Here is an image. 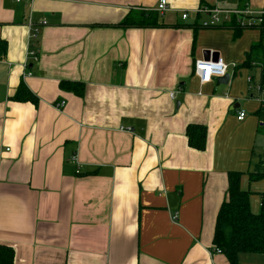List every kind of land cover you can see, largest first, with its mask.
<instances>
[{"label": "crops", "instance_id": "crops-1", "mask_svg": "<svg viewBox=\"0 0 264 264\" xmlns=\"http://www.w3.org/2000/svg\"><path fill=\"white\" fill-rule=\"evenodd\" d=\"M167 1L162 26L123 28L158 0H0V245L13 264H230L212 242L227 173L252 212L264 195V30L204 26L197 9L264 0ZM216 53L229 81L201 83L194 63ZM21 83L35 103L13 98ZM189 124L205 126L204 149Z\"/></svg>", "mask_w": 264, "mask_h": 264}, {"label": "trees", "instance_id": "trees-1", "mask_svg": "<svg viewBox=\"0 0 264 264\" xmlns=\"http://www.w3.org/2000/svg\"><path fill=\"white\" fill-rule=\"evenodd\" d=\"M160 14L154 10L129 11L119 23L120 27L154 28L163 24L159 22ZM231 25L240 28L235 16ZM264 30V25L260 26ZM254 47V46H253ZM256 47H260L257 45ZM250 56V55H249ZM253 60L247 63L252 66ZM261 67V79L264 80V57L258 64ZM75 83L60 82L63 89L72 87ZM19 101L36 102V96L21 83L14 96ZM187 142L190 147L202 150L205 147L206 128L200 124H189L186 128ZM264 175V174H262ZM241 173H227V189L215 219L213 245L219 247L230 264H238V254L243 252L264 253V195L260 210L254 213L250 209L249 192L240 187ZM14 250L10 246L0 245V264H13Z\"/></svg>", "mask_w": 264, "mask_h": 264}, {"label": "built area", "instance_id": "built-area-1", "mask_svg": "<svg viewBox=\"0 0 264 264\" xmlns=\"http://www.w3.org/2000/svg\"><path fill=\"white\" fill-rule=\"evenodd\" d=\"M20 1V0H16ZM225 2V0H221ZM169 9L167 0H158L155 10L159 14H163ZM197 12L206 13L210 15L209 21L203 22L204 26L215 25L221 23L222 21L228 20L230 16H235L237 21L242 26H253V25H264V8L263 9H254L249 5H245L242 8H227L220 7L219 5H214L213 7L202 6L197 9ZM181 17L185 19L187 17L186 12H182ZM37 28H34L33 33H31V38L35 39L37 37ZM36 50H30L29 55L34 59L37 58ZM227 65L220 57L210 56L208 59H200L194 63V72L199 77L201 83H207L212 80L213 77L223 76L226 73ZM248 80L251 81V77H248ZM254 88L258 92H264V80L260 79L255 82ZM170 97L174 98V92L170 93ZM261 110L264 112V98L260 100ZM64 101L59 103V106L63 105ZM246 112L244 109H239L237 111L236 118L238 120L244 119ZM129 129V128H128ZM264 172V168H263ZM176 217V214L173 218ZM213 251L216 253H222V250L219 247L213 248Z\"/></svg>", "mask_w": 264, "mask_h": 264}, {"label": "water", "instance_id": "water-1", "mask_svg": "<svg viewBox=\"0 0 264 264\" xmlns=\"http://www.w3.org/2000/svg\"><path fill=\"white\" fill-rule=\"evenodd\" d=\"M219 57L218 54H215V58ZM218 83L227 84L229 81V74L226 72L223 76L216 77Z\"/></svg>", "mask_w": 264, "mask_h": 264}]
</instances>
